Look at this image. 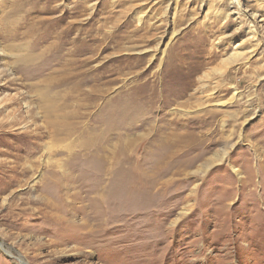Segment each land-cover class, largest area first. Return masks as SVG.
<instances>
[{"label": "rangeland", "instance_id": "obj_1", "mask_svg": "<svg viewBox=\"0 0 264 264\" xmlns=\"http://www.w3.org/2000/svg\"><path fill=\"white\" fill-rule=\"evenodd\" d=\"M0 264H264V0H0Z\"/></svg>", "mask_w": 264, "mask_h": 264}, {"label": "bare ground", "instance_id": "obj_2", "mask_svg": "<svg viewBox=\"0 0 264 264\" xmlns=\"http://www.w3.org/2000/svg\"><path fill=\"white\" fill-rule=\"evenodd\" d=\"M234 89H236V87Z\"/></svg>", "mask_w": 264, "mask_h": 264}]
</instances>
